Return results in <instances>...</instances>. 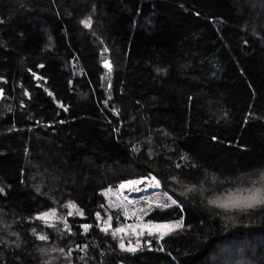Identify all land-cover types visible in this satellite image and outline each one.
<instances>
[{
	"label": "trees",
	"instance_id": "1",
	"mask_svg": "<svg viewBox=\"0 0 264 264\" xmlns=\"http://www.w3.org/2000/svg\"><path fill=\"white\" fill-rule=\"evenodd\" d=\"M0 90V264H264V210L207 199L264 169V0H0ZM149 173L184 226L122 251L104 191Z\"/></svg>",
	"mask_w": 264,
	"mask_h": 264
},
{
	"label": "snow or ice",
	"instance_id": "2",
	"mask_svg": "<svg viewBox=\"0 0 264 264\" xmlns=\"http://www.w3.org/2000/svg\"><path fill=\"white\" fill-rule=\"evenodd\" d=\"M82 23L85 27H89L91 21L86 19L82 21ZM104 67L108 69V71H111V64L107 61L104 62ZM25 95H27V93H25ZM177 167H180V165H177ZM192 167L195 168L197 166L193 164ZM172 180L176 183L180 182L179 178L176 176L172 177ZM216 180L217 178L212 176L211 182L216 183ZM142 185L144 186V191H147L148 189H159L161 188V181L155 175L149 173L146 176H141L136 179L123 180L115 190L109 187L104 191L106 198L110 196L115 197L114 200L109 199V208L119 210L125 221L134 218L135 222L123 223L121 226L113 228L112 220L114 218L109 215L106 220L102 221V232L107 233L111 230L113 238H116L117 234L128 235L129 233L139 238L147 233L148 236L156 234L162 239L165 235H168L184 226L183 217L175 222L169 223H153L152 221L144 222L143 217L146 214V209L144 207L137 206L139 204L138 201H132L127 195H125V191H140V186ZM196 190V184L185 186V194L187 192H195ZM200 191L202 197L204 196V192L208 191V189L204 188V181H201L200 183ZM162 197L164 198L163 200L160 196H157L155 199L151 197L145 198L144 204L147 205L148 208L156 207L161 209L168 208L170 206H180L181 211H183V207L176 199L168 195L167 191L162 193ZM185 198H187L186 195ZM207 199L209 205L222 209L225 212L235 211L247 214L252 211L264 210V169H262L255 176H249L246 182L241 181V183L237 184L235 187L224 189L220 195L213 193V196L208 197ZM64 207L68 209L67 216H72L74 214L73 210H75V214L83 215V212L71 201L64 205ZM96 216L97 220L100 221V213H97ZM36 219L43 221L45 226L49 228H56L57 224H62V230L71 234V228L66 216L58 215L57 210L54 208L37 214ZM81 227L87 231L91 226L83 224ZM33 233L36 234L35 229H33ZM36 238L45 242L49 239L48 235L45 234H37ZM139 246V240H137V244L135 246L131 243L126 246L122 237L119 242V247L122 251L135 252ZM60 251H63V249Z\"/></svg>",
	"mask_w": 264,
	"mask_h": 264
},
{
	"label": "rangeland",
	"instance_id": "3",
	"mask_svg": "<svg viewBox=\"0 0 264 264\" xmlns=\"http://www.w3.org/2000/svg\"><path fill=\"white\" fill-rule=\"evenodd\" d=\"M159 189H160V188H159ZM157 191H159V190H157ZM157 191L155 190V191H152V192H149V193H146V194H142V195H139V196L136 195V196H134L133 198L130 199V200H132V201H138L139 204H138L137 206H139V207H144V208L146 209V214H145L144 217H143L144 222H147V221L145 220L146 215H148L150 212H152L153 210H155L154 208H156V207L148 208L147 205L144 204V199H145V198H149V197L155 199L157 196H160V198H161L162 200L164 199V198L162 197V194L159 193V192H157ZM104 196H105V195H104ZM105 198H106V196H105ZM109 199H113V200H114L115 197H114V196H110V197H107V198H106V204H107V207H109V206H108V201H109ZM132 219H133L132 222H131L130 219H129V220L125 221V223H134V222H135V219H134V218H132ZM40 221H41V220H40ZM41 222L44 224L43 221H41ZM175 231H176V230H175ZM173 232H174V231H173ZM117 236L119 237V239H121V237L123 238L124 243H125L126 246H127L129 243H131L133 246H135V245L137 244V240H139V245H141V240L144 239V238H147V233H145L144 235L140 236L139 238H137L136 236L131 235L130 233H129L128 235L117 234ZM139 248H140V246H139ZM139 248H138V249H139Z\"/></svg>",
	"mask_w": 264,
	"mask_h": 264
},
{
	"label": "water",
	"instance_id": "4",
	"mask_svg": "<svg viewBox=\"0 0 264 264\" xmlns=\"http://www.w3.org/2000/svg\"><path fill=\"white\" fill-rule=\"evenodd\" d=\"M107 61L109 64H111V71H108V69H106L104 67V62ZM98 64L99 67L102 70V76H101V81H100V88L102 90V92L104 93L107 103H110L111 99H112V73H113V66H112V62L111 59L109 57V55L107 53H101L99 55V59H98ZM0 101L3 97V92L2 90H0Z\"/></svg>",
	"mask_w": 264,
	"mask_h": 264
},
{
	"label": "bare ground",
	"instance_id": "5",
	"mask_svg": "<svg viewBox=\"0 0 264 264\" xmlns=\"http://www.w3.org/2000/svg\"><path fill=\"white\" fill-rule=\"evenodd\" d=\"M140 191H138V192H129V191H125V195H127L128 196V198L129 199H131V198H133L134 196H136V195H142V194H146V193H149V192H152V191H157V190H161V188L160 189H148L147 191H144V186L142 185V186H140Z\"/></svg>",
	"mask_w": 264,
	"mask_h": 264
}]
</instances>
